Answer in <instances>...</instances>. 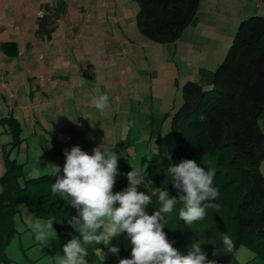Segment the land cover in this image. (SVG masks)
<instances>
[{"label":"trees","instance_id":"obj_1","mask_svg":"<svg viewBox=\"0 0 264 264\" xmlns=\"http://www.w3.org/2000/svg\"><path fill=\"white\" fill-rule=\"evenodd\" d=\"M133 1L138 7L135 23L140 34L154 44L170 45L183 37L202 0ZM1 48L10 57L17 54L15 43L1 44ZM221 59L213 68L209 88L192 80L182 86V104L167 114L175 141L173 152L167 158L159 149L142 158L138 190L151 197L152 203L146 208L151 215L160 207L153 189H166L170 197L178 195L167 173L169 164L193 160L205 171L213 170V186L219 195L205 203L218 207L206 208L205 218L189 226L179 218L181 205L177 204L171 214L165 215L163 231L181 254L186 255L194 243L201 241V248L214 264H241L236 258L240 248L264 259V174L260 171L264 129L259 124L264 115V16L242 20ZM0 127L12 137L1 147L5 171L0 178V264H16L8 256L7 247L17 234L15 215L22 206L37 218L47 221L54 217L52 227L64 243L80 238V234L65 218L76 216V209L62 195L51 193L50 185L57 176L51 173L26 179L25 163L10 159L6 147L12 149L23 142L19 121L12 115L2 117ZM160 138L159 133L157 141ZM118 157L119 175L113 193L128 187L127 173L133 170L128 155ZM225 232L235 245L231 252L222 243ZM102 245L85 247L87 264H118L119 259L131 258L132 247L125 250L120 244L119 253L102 262L97 256Z\"/></svg>","mask_w":264,"mask_h":264},{"label":"rangeland","instance_id":"obj_2","mask_svg":"<svg viewBox=\"0 0 264 264\" xmlns=\"http://www.w3.org/2000/svg\"><path fill=\"white\" fill-rule=\"evenodd\" d=\"M134 12L127 10L125 13H116V19H121V29L115 22L112 23L115 40L124 42L123 45L120 44L121 49H117L111 39L106 41V48V35L101 41L96 37L95 40L91 38L89 43H84L85 52L91 53L90 69L94 71H89L91 75L76 77L72 87L77 88L69 90L66 102L60 100L51 107L50 102L52 104L55 101H46L44 95L38 93L34 102L37 104V101H42L43 104L34 110L26 108L21 111L15 99L11 100L4 94L11 82L8 83L7 78L0 75V118L11 115L14 109L13 116L19 119L22 127L20 138L23 142L12 149L8 145L6 150L10 151L11 160L25 163L26 179L53 173V165L62 170L66 159L64 150H70L73 146H79L91 155L93 148L103 144L102 150L107 153L128 155L137 172L143 168L142 158L152 152L160 149L164 157L171 156L175 141L170 130L171 117H167V114H172L182 104V84L195 76L199 77V68L213 69L224 55L222 47L227 43L222 44L224 36L220 30L221 25L217 32L208 31V34L201 29L200 40L196 43L189 42L188 31L176 46L154 44L138 31ZM227 25L223 32H227V39L230 40L237 28ZM84 30L87 36L88 31ZM98 30L99 28L96 29L97 32ZM78 31L80 34L82 29ZM96 40L98 45L94 44ZM190 44L206 46L212 53L223 52H218L217 59H204L203 53L194 49L190 51ZM64 54L70 60L72 69L87 70L83 67L84 63L77 61L76 51L74 56L67 48ZM46 61V58L41 61L34 55L29 57L27 64L43 66ZM57 94L60 95L61 92ZM102 95H107L108 101L101 112L95 107L94 100ZM259 124L264 129V115ZM159 133L161 138L157 141ZM10 141L12 137L0 127V178L5 171L1 147ZM260 171L264 174V162ZM107 222L105 219V223ZM35 223L44 226L46 238L43 241L35 239L36 232L30 227ZM15 224L17 234L8 245L7 254L16 264H59L64 255L65 243L57 231L46 226V220L37 218L22 206L15 215ZM81 243L84 248L89 245L83 240ZM120 244L125 250L132 247L127 233L113 237L108 246L103 244L97 250L98 259L102 262L109 261L114 256L109 248H118ZM236 258L241 264H264V259L256 257L245 248L238 250Z\"/></svg>","mask_w":264,"mask_h":264},{"label":"clouds","instance_id":"obj_3","mask_svg":"<svg viewBox=\"0 0 264 264\" xmlns=\"http://www.w3.org/2000/svg\"><path fill=\"white\" fill-rule=\"evenodd\" d=\"M107 101L108 96L102 95L94 100V105L102 112ZM102 149L103 144L93 148L91 155L79 146L65 149L63 175H60L59 166H51L53 174L57 176L50 185L51 193L62 195L76 209V216L65 218L80 234V238L73 237L63 245L64 255L59 264H87L85 257L88 252L82 246V240L89 244L108 246L110 240L121 233H127L132 250L131 258L119 259L118 264H214L201 248V241L194 243L184 255L173 247L174 241L170 242L163 231L165 215L171 214L177 204L181 205L179 218L189 226L205 218L206 208L218 207L205 203L215 200L219 195L218 189L213 186L214 171H205L193 160H181L178 165L169 164L167 173L178 195L170 197L166 189H153V194L158 193L160 207L149 215L146 208L152 199L148 194L138 191L141 180L134 168L127 173L128 187L113 193L115 178L119 175V157L116 153H107ZM54 221V217H49L46 226L53 229ZM30 227L36 232L37 241L46 238L44 226L40 223ZM222 243L229 252L235 247L227 232L222 234ZM109 252L117 255L119 249L112 246ZM216 254L214 250L213 255Z\"/></svg>","mask_w":264,"mask_h":264},{"label":"crops","instance_id":"obj_4","mask_svg":"<svg viewBox=\"0 0 264 264\" xmlns=\"http://www.w3.org/2000/svg\"><path fill=\"white\" fill-rule=\"evenodd\" d=\"M135 4L133 0H0V75L5 76L8 83L11 82L4 94L11 100L15 99L21 111L26 108L34 110L43 104L42 101H37V104L34 102V97L38 93L43 94L46 101H55L52 104L50 102L51 107L57 105L60 100L68 101L69 90L73 91L76 87H72L76 77L91 75L89 71H94L90 69L91 53L85 52L84 43H89L91 38L95 40L96 37L101 41L106 35L105 42L111 39L112 44L121 49L120 44L123 45L124 42L115 40L112 23L115 22L121 29L123 27L121 19H116V13H125L127 10L137 13L138 8ZM252 16H264V0H202L193 22L183 37L189 31V42L196 43L200 40L201 29L203 33L208 34V31L217 32L218 27L222 25L220 29L224 36L222 44L227 43L222 48L223 51H227L232 41L227 39V32H223L227 24L230 28L232 26L236 29L238 23ZM97 28L99 32L96 31ZM78 29H82L80 34ZM84 29L88 31L87 36ZM183 37L174 45L182 42ZM4 43L17 45L16 56L10 57L4 53L1 48V44ZM94 44L98 45V41L96 40ZM105 46L108 48L107 42ZM67 48L74 56L76 51L77 61L84 63L83 67L87 70L81 68L75 71L71 68L70 60L68 61L64 54ZM190 48V51L194 49L203 53L204 59L211 57L217 59L216 55L220 52L212 53L206 46L196 44H190ZM220 49L221 47L218 50ZM34 55L41 61L46 58V63L43 66L28 65L29 57ZM199 70L200 76H192L191 80L202 84L204 88H209L213 69L202 67ZM59 91L61 96L57 94ZM5 99L6 97L4 101ZM11 115H14V109ZM15 118L19 121L17 117Z\"/></svg>","mask_w":264,"mask_h":264}]
</instances>
